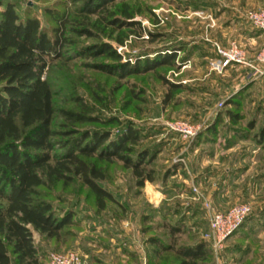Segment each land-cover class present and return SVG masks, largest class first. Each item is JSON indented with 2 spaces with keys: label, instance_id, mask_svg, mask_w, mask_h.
Returning <instances> with one entry per match:
<instances>
[{
  "label": "rangeland",
  "instance_id": "1",
  "mask_svg": "<svg viewBox=\"0 0 264 264\" xmlns=\"http://www.w3.org/2000/svg\"><path fill=\"white\" fill-rule=\"evenodd\" d=\"M0 1L18 3L19 13L28 4L41 24L50 26L42 9L54 8L63 0ZM122 2L140 9L133 21L152 33L154 42L133 35L122 46L109 42L127 61L161 48L180 49L175 69L164 66L157 71L182 88L164 102L166 87L151 72L119 80L82 69L78 63L83 60L77 59L61 62L57 71H51L53 101L55 107H73L68 99L75 91L97 117L113 116L146 129L136 147L149 146L158 152L150 165L158 179L137 190L129 171L118 162L105 165L106 179L101 184L119 204L105 203L101 211L78 182L57 184L47 194L55 212L69 210L73 215L57 239L31 230L40 264H47L50 252L67 251L76 252L85 264H169L172 254L156 252L150 238L193 245L205 240L210 213H224L240 204L250 207L243 227L217 250L206 240L209 262L264 264V139L259 137L264 127V71L253 76L242 65L230 64L222 70L213 66L219 59L216 45L227 49L235 42L248 60L259 51L262 37L246 16L261 7L260 0H123L114 5ZM199 5L208 9L192 8ZM69 35L77 43L93 41ZM61 121L54 114L53 128ZM177 121L198 126L199 131L183 139L165 128L166 123ZM210 126L213 134L207 132ZM108 129L115 134L114 127ZM173 167H177L175 174L161 181L164 171ZM193 186L200 199L193 194ZM168 224L178 231L169 235Z\"/></svg>",
  "mask_w": 264,
  "mask_h": 264
},
{
  "label": "trees",
  "instance_id": "2",
  "mask_svg": "<svg viewBox=\"0 0 264 264\" xmlns=\"http://www.w3.org/2000/svg\"><path fill=\"white\" fill-rule=\"evenodd\" d=\"M116 1L123 0H63L54 8L44 7L50 26L42 25L28 4L19 13L18 3L0 1V264H40L31 230L57 239L62 227L71 222L73 213H56L47 195L57 184L78 182L101 211L105 203L119 204L101 184L106 179L105 165L118 162L129 171L137 190L158 179L150 166L158 152L149 146L136 147L146 129L113 116L97 117L75 91L68 99L73 107H55L53 101L55 77L51 71H57L61 62L77 59L83 60L78 63L82 69L119 80L151 72L166 87L164 102L182 88L157 71L164 66L175 69L180 49L161 48L133 61L116 52L110 40L122 46L129 35L149 43L155 38L133 21L140 9L127 2L115 6ZM192 8L205 11L208 6ZM69 34L93 41L77 43ZM94 94L100 100L98 93ZM54 114L62 120L55 128ZM226 114L234 120L231 111ZM108 127H114L115 134ZM207 130L208 134L214 132L213 126ZM259 137L264 139V127ZM176 169L164 171L161 181L173 176ZM165 227L169 235L178 231L175 225ZM150 241L157 246L156 252L172 254L169 264H212L206 240L193 245H175L174 240L163 243L156 238Z\"/></svg>",
  "mask_w": 264,
  "mask_h": 264
},
{
  "label": "built area",
  "instance_id": "3",
  "mask_svg": "<svg viewBox=\"0 0 264 264\" xmlns=\"http://www.w3.org/2000/svg\"><path fill=\"white\" fill-rule=\"evenodd\" d=\"M261 7L255 11L247 13V19L253 28L259 31L262 41L259 51L252 60H248L246 53L235 43L231 42L227 49L216 45V52L219 57L213 63L216 69H223L230 64L242 65L248 68L253 76H259L264 71V0H260ZM165 128L169 132L180 135L183 139L193 137L198 131V126L189 125L186 122H168ZM193 194L200 199V193L193 186ZM206 208L208 206L206 205ZM209 210V208H208ZM250 213V207L240 204L231 207L224 213H210L208 222V231L204 234V239L209 241L211 246L217 250L225 240L230 237L240 226L246 216ZM47 264H85L80 256L73 251L65 253L50 252L47 255Z\"/></svg>",
  "mask_w": 264,
  "mask_h": 264
},
{
  "label": "crops",
  "instance_id": "4",
  "mask_svg": "<svg viewBox=\"0 0 264 264\" xmlns=\"http://www.w3.org/2000/svg\"><path fill=\"white\" fill-rule=\"evenodd\" d=\"M261 36L259 35V38H260ZM161 196V195H160Z\"/></svg>",
  "mask_w": 264,
  "mask_h": 264
}]
</instances>
